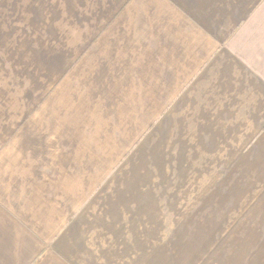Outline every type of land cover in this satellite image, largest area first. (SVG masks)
Returning a JSON list of instances; mask_svg holds the SVG:
<instances>
[{"label":"crops","instance_id":"0c3cea01","mask_svg":"<svg viewBox=\"0 0 264 264\" xmlns=\"http://www.w3.org/2000/svg\"><path fill=\"white\" fill-rule=\"evenodd\" d=\"M0 264H264V0H0Z\"/></svg>","mask_w":264,"mask_h":264},{"label":"rangeland","instance_id":"374dc122","mask_svg":"<svg viewBox=\"0 0 264 264\" xmlns=\"http://www.w3.org/2000/svg\"><path fill=\"white\" fill-rule=\"evenodd\" d=\"M170 188V187H169ZM230 220V219H228ZM224 224V219H217V233L214 234H201V248L206 247L207 246V241L209 240V237L211 239V241H221L222 240V236H223V232H222V225ZM220 229V230H219ZM204 241V242H203ZM204 253H206V250L204 251ZM185 255L189 258H191V251H185ZM206 255V254H205Z\"/></svg>","mask_w":264,"mask_h":264}]
</instances>
